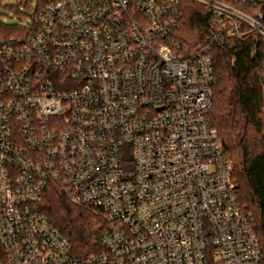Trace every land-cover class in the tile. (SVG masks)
I'll list each match as a JSON object with an SVG mask.
<instances>
[{
  "label": "built area",
  "instance_id": "2783aa9c",
  "mask_svg": "<svg viewBox=\"0 0 264 264\" xmlns=\"http://www.w3.org/2000/svg\"><path fill=\"white\" fill-rule=\"evenodd\" d=\"M194 1L197 45L183 0H45L0 35V264H264L211 123L212 51L264 41V0ZM51 186L102 217V252L73 255L39 209Z\"/></svg>",
  "mask_w": 264,
  "mask_h": 264
},
{
  "label": "trees",
  "instance_id": "16d2710c",
  "mask_svg": "<svg viewBox=\"0 0 264 264\" xmlns=\"http://www.w3.org/2000/svg\"><path fill=\"white\" fill-rule=\"evenodd\" d=\"M183 3L181 38L192 45L202 44L214 28L211 10L194 0ZM0 28L7 33L1 20ZM212 56L217 83L211 123L232 162L239 201L254 213L264 249V41L260 37L230 38L224 46L214 48ZM39 209L68 238L74 256L104 250L100 236L105 222L89 205H76L59 187L51 186L42 195Z\"/></svg>",
  "mask_w": 264,
  "mask_h": 264
},
{
  "label": "rangeland",
  "instance_id": "374dc122",
  "mask_svg": "<svg viewBox=\"0 0 264 264\" xmlns=\"http://www.w3.org/2000/svg\"><path fill=\"white\" fill-rule=\"evenodd\" d=\"M38 0H0V20L7 33L2 36H20L38 11ZM1 30V28H0Z\"/></svg>",
  "mask_w": 264,
  "mask_h": 264
}]
</instances>
